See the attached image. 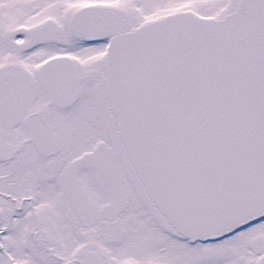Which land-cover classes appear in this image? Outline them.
<instances>
[{
  "label": "snow or ice",
  "instance_id": "obj_1",
  "mask_svg": "<svg viewBox=\"0 0 264 264\" xmlns=\"http://www.w3.org/2000/svg\"><path fill=\"white\" fill-rule=\"evenodd\" d=\"M0 264H264V0H0Z\"/></svg>",
  "mask_w": 264,
  "mask_h": 264
}]
</instances>
